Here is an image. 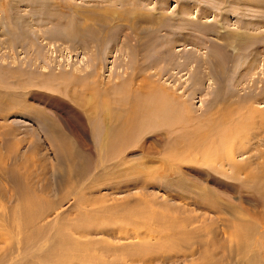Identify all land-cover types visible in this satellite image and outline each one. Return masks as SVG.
Returning <instances> with one entry per match:
<instances>
[{
  "label": "rangeland",
  "instance_id": "obj_1",
  "mask_svg": "<svg viewBox=\"0 0 264 264\" xmlns=\"http://www.w3.org/2000/svg\"><path fill=\"white\" fill-rule=\"evenodd\" d=\"M262 165L264 0H0V264H264Z\"/></svg>",
  "mask_w": 264,
  "mask_h": 264
},
{
  "label": "bare ground",
  "instance_id": "obj_2",
  "mask_svg": "<svg viewBox=\"0 0 264 264\" xmlns=\"http://www.w3.org/2000/svg\"><path fill=\"white\" fill-rule=\"evenodd\" d=\"M75 70V69H74ZM76 70L77 71H79L80 69L79 68H77L76 67ZM135 113H136V111H134ZM131 120H132V118H130V119H127V120H125L124 121V128H126V131L128 132V130H129V128H130V126L132 125L131 124ZM263 123V122H262ZM228 128V127H227ZM243 128V127H242ZM229 129V128H228ZM232 130V129H231ZM218 131V130H217ZM232 131H234V129L232 130ZM126 132V133H127ZM229 133H231L232 134V132H229ZM237 166H239V164H237V165H235V167H237ZM263 167H264V165H262ZM248 177H247V179H251L252 177L250 176V175H247ZM246 179V180H247ZM264 190V189H263ZM263 228V227H262ZM264 229V228H263ZM261 235H263V233L261 234ZM259 236V235H258ZM263 237V236H262ZM261 239V238H260ZM263 239H264V237H263ZM263 239H262V241H263ZM264 242V241H263ZM263 242H261V244L263 243ZM258 243V242H257ZM263 245V244H262ZM257 246V245H256ZM255 247V246H254ZM253 247V248H254Z\"/></svg>",
  "mask_w": 264,
  "mask_h": 264
}]
</instances>
